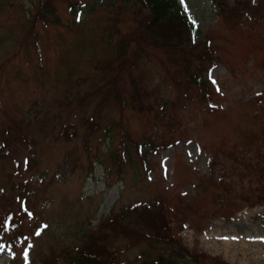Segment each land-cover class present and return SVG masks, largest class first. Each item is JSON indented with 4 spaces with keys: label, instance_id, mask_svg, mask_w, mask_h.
Here are the masks:
<instances>
[{
    "label": "rangeland",
    "instance_id": "obj_1",
    "mask_svg": "<svg viewBox=\"0 0 264 264\" xmlns=\"http://www.w3.org/2000/svg\"><path fill=\"white\" fill-rule=\"evenodd\" d=\"M39 1L50 2L55 16H45ZM109 2L0 0V210L27 213L19 225L26 242L9 234L13 243L0 247V264H40L61 247L76 244L78 233L96 226L110 210L154 202L159 195L170 209L177 207L178 195L189 205L209 209V203L199 201L194 185L208 177L211 156H217L215 176L237 182L229 155L251 149L264 137V0H252L254 7L247 9L244 21L223 20L214 0H176L195 27L193 38L209 39L218 58L206 73L214 96L207 105L199 94L188 101L178 99L183 77L171 71L176 56L148 47L137 68L123 70L117 84L128 96L132 76L152 97L171 102V110L165 108L157 117L161 104L142 115L128 107L121 111L114 101L109 108L103 103L98 108L97 95L84 99L97 82V93L103 94L113 78H104L94 63L111 59L119 33L139 27L126 10L122 23L109 27ZM129 50H134L132 44ZM138 70L143 71L140 81ZM149 99L143 102L149 104ZM167 121L168 129L163 124ZM93 125L99 130L93 132ZM105 126L110 127L109 138ZM127 134L137 141L143 135L156 138L145 169L136 166L141 165L137 159L132 166L119 167L108 161L109 152ZM169 137L172 140L165 141ZM31 158L35 161L28 167ZM93 159L98 161L87 177ZM19 198L25 211L17 208ZM209 214H178L180 221H187L179 232L184 250H196L207 264H264V206L244 208L230 220L208 219L213 216ZM111 245L119 264L141 262L136 257L144 245L121 238Z\"/></svg>",
    "mask_w": 264,
    "mask_h": 264
},
{
    "label": "trees",
    "instance_id": "obj_2",
    "mask_svg": "<svg viewBox=\"0 0 264 264\" xmlns=\"http://www.w3.org/2000/svg\"><path fill=\"white\" fill-rule=\"evenodd\" d=\"M226 1L224 0V4H220L218 0H214L219 17L221 16L225 21L227 19L244 21L247 19L245 14L247 9L251 6L254 7L251 3L252 0H232L230 5L226 4ZM128 6L130 7L127 8ZM38 9L42 10L47 17L55 16L54 7L50 2L41 3L39 1ZM106 9L113 12V16L108 19L111 22L109 27L122 23V13H127L124 10L131 11L132 17L138 20L135 26L139 27L133 31L119 34L113 30L115 35H118L111 45L113 49L111 59L94 63L96 71H104L102 73L104 78L108 77V74L113 75V78L111 82L105 83L103 94L102 92L97 93L100 89L99 82H97L93 84L96 85L95 91L85 93L84 99L97 95V99H100L97 104L98 108L101 107V103L109 108V103L114 101V105L119 110L122 111L128 107L142 115L144 111H153L154 105L161 104V108L157 113H154V117L162 116L165 108L171 110V102L162 98L158 99L157 95L152 97L153 93L150 94L136 85L132 76H130L132 88L128 96L124 89L117 84L121 78H119L121 72L126 70L129 73L134 67L137 68V61L146 56L144 50L153 47V50L165 49L176 56V58H172L171 71H175L183 77V82L178 83L180 92L177 98L188 101L194 96L192 94H199V101L204 102L203 105H207L208 98L214 96V90H212V83L207 79L206 73L219 63L218 58L214 55L209 39L193 38V34L196 32L195 27L177 6L176 0H110ZM110 35L111 33L108 37ZM131 44L133 51L129 50ZM168 70L169 68L164 65V71L168 72ZM137 72L136 79L140 81L143 71L138 70ZM156 90L157 88H155ZM146 96L150 97L147 102L149 104L143 102ZM163 124L166 129L170 127L168 121ZM98 126L94 127L93 125L91 130L96 132L100 128ZM106 126L104 136L109 138L110 127ZM85 128L87 132L88 125ZM144 140L147 141L145 145ZM166 140H172V138L169 137ZM155 141L154 136L148 135H143L138 141L128 134L126 138L122 136L120 142H117V145L109 152L108 161L112 166L119 167L124 164L132 166L137 159L141 165L136 164V166L145 169L148 163V150L153 148ZM244 151L228 157L230 169L236 174L237 182L224 175L222 178H217L214 174L217 156H211L208 163V177L194 185L197 188L196 195L199 196V201L203 204L209 203L211 206L209 209H199V205L195 203L187 204L182 195L177 196L179 197L177 207L173 206L170 209L168 201L159 195L157 196L158 200L154 202H136L116 211L110 210L96 226L80 231L76 244L61 247L55 255L43 260L42 264H119L116 260L117 253L111 243L120 238L124 243L133 246L144 245L143 250L139 251L140 254L137 256L139 258L136 257V259H141L138 264H207L208 260L199 255L196 250L192 252L184 250L180 243L179 232L187 221L184 218L181 219L183 222L180 221L178 214L206 216L211 212L213 216L208 219L220 216L225 220H230L244 208L264 206V137L258 142L255 141L251 149ZM87 152L89 153L88 149ZM97 161L98 159H93L88 162L87 176L92 174ZM74 167H77L76 161H74ZM245 180L251 184L245 185ZM180 209L183 211L181 212ZM22 218L23 216H16L12 210L10 212L0 210V242H3V245H12L13 239L7 237L9 233H17L20 238L22 237V229L20 230L19 226ZM195 232L200 231L196 230Z\"/></svg>",
    "mask_w": 264,
    "mask_h": 264
},
{
    "label": "snow or ice",
    "instance_id": "obj_3",
    "mask_svg": "<svg viewBox=\"0 0 264 264\" xmlns=\"http://www.w3.org/2000/svg\"><path fill=\"white\" fill-rule=\"evenodd\" d=\"M180 3L183 4L184 3V0H180ZM185 11H187V9H185ZM29 215H31V214L29 213ZM25 256H27V253L26 252H25Z\"/></svg>",
    "mask_w": 264,
    "mask_h": 264
},
{
    "label": "bare ground",
    "instance_id": "obj_4",
    "mask_svg": "<svg viewBox=\"0 0 264 264\" xmlns=\"http://www.w3.org/2000/svg\"><path fill=\"white\" fill-rule=\"evenodd\" d=\"M254 244H256V243H254ZM232 250H234V249H232ZM250 250H251V248H250Z\"/></svg>",
    "mask_w": 264,
    "mask_h": 264
}]
</instances>
